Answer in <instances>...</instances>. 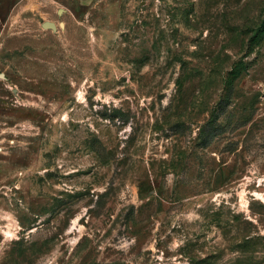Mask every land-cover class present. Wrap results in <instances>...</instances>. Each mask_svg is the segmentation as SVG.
Returning <instances> with one entry per match:
<instances>
[{"label":"rangeland","instance_id":"374dc122","mask_svg":"<svg viewBox=\"0 0 264 264\" xmlns=\"http://www.w3.org/2000/svg\"><path fill=\"white\" fill-rule=\"evenodd\" d=\"M0 264H264V0H0Z\"/></svg>","mask_w":264,"mask_h":264},{"label":"water","instance_id":"95a60500","mask_svg":"<svg viewBox=\"0 0 264 264\" xmlns=\"http://www.w3.org/2000/svg\"><path fill=\"white\" fill-rule=\"evenodd\" d=\"M41 27H42L43 29H49V30H51V31H55V30H56V25H55V23L50 22V21H45V22H43V23L41 24Z\"/></svg>","mask_w":264,"mask_h":264}]
</instances>
